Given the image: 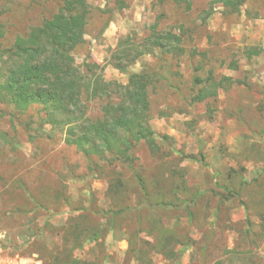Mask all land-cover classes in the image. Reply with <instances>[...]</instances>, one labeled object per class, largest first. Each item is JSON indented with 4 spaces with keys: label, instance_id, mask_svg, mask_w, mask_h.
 <instances>
[{
    "label": "rangeland",
    "instance_id": "obj_1",
    "mask_svg": "<svg viewBox=\"0 0 264 264\" xmlns=\"http://www.w3.org/2000/svg\"><path fill=\"white\" fill-rule=\"evenodd\" d=\"M66 1L0 0V85L16 39ZM217 1L85 0L71 52L94 91L78 99L81 124L101 120L130 75L150 82L157 151L138 143L130 165L84 156L40 107L0 94L2 264H264V0L237 13Z\"/></svg>",
    "mask_w": 264,
    "mask_h": 264
},
{
    "label": "trees",
    "instance_id": "obj_2",
    "mask_svg": "<svg viewBox=\"0 0 264 264\" xmlns=\"http://www.w3.org/2000/svg\"><path fill=\"white\" fill-rule=\"evenodd\" d=\"M172 1L186 3V8H190L188 0ZM217 4L230 13H237L242 1L218 0ZM87 14L85 0L66 1L58 14L33 29L26 38H17L6 52L11 64L3 70L0 94L19 112L34 105L40 107L46 122L66 128V143L84 156L108 154L113 161L130 165L131 152L138 143L144 142L151 153L157 151L153 132L146 123L150 82L145 75H130L127 87L119 89L120 101L106 106L101 120L94 123L85 120L81 124L82 114L78 116L76 112L78 99L84 87L89 96L94 91L91 81L85 83L74 67L71 52L84 42ZM172 42L176 43L172 49H179L180 39L172 38ZM153 46L167 47L159 41ZM260 52L251 49L246 52L247 58L257 57ZM142 55L139 53L136 58ZM223 83L233 84L229 78H222L217 85ZM206 97L205 91L200 92L197 100L203 101Z\"/></svg>",
    "mask_w": 264,
    "mask_h": 264
},
{
    "label": "built area",
    "instance_id": "obj_3",
    "mask_svg": "<svg viewBox=\"0 0 264 264\" xmlns=\"http://www.w3.org/2000/svg\"><path fill=\"white\" fill-rule=\"evenodd\" d=\"M0 264H2V262H0Z\"/></svg>",
    "mask_w": 264,
    "mask_h": 264
}]
</instances>
